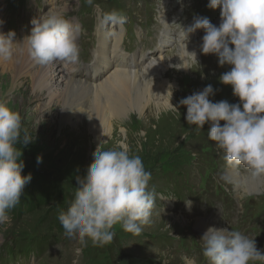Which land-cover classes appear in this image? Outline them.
Here are the masks:
<instances>
[{"label": "rangeland", "instance_id": "1", "mask_svg": "<svg viewBox=\"0 0 264 264\" xmlns=\"http://www.w3.org/2000/svg\"><path fill=\"white\" fill-rule=\"evenodd\" d=\"M167 1L176 5L166 15L167 19L175 18L183 28L193 23L194 16L207 17L212 24L219 26L215 21L220 16V9H209L208 0H93L91 5L87 0H0V20L4 22L1 28L6 33L14 31L15 39L26 37L30 35L32 19L51 7L66 6L67 17L82 28L78 44L80 53L87 56H80L77 63H80L79 69L89 74L92 72L93 52L100 46L99 24L103 28L108 26L110 22L106 25L101 22L104 14L117 10L126 16L124 26L128 25L124 33L122 25H119L122 29L121 51L130 55L140 51L146 55L144 59L164 57L169 61L179 43L173 42L159 54L156 52L159 32L162 31L160 17L164 15L161 5ZM177 29L172 26L176 39L180 31ZM129 30L135 34L138 32L137 40ZM196 32L189 44L201 46L204 32ZM207 57L200 64L203 67L199 72L183 73L173 66L175 69L172 67L162 75V81H167L162 85L172 84L173 106L208 84H212L215 90V95L209 97L213 102L227 100L231 104L239 103L231 87L219 82L221 74L229 71L230 66H219L215 55L208 54ZM197 61L199 64L198 57ZM62 63L69 69L66 72L70 76H82L80 71L74 72V64ZM194 65L197 63H189L188 69ZM70 68L73 74L69 72ZM55 80L58 88L63 89L64 83ZM153 80L156 78L152 77L150 81ZM38 105L45 106L46 99L26 104L14 100L9 105L21 116L22 134L26 130L32 136V142L27 146L18 144L17 147L27 169L47 175L65 194L67 208L78 187L76 178L86 175L93 159L92 153L98 146L83 125L84 121L78 124L80 131L73 125H61L59 109L50 112L47 120L40 124L42 120L39 122L36 116L31 115ZM168 110V114L153 109L143 118L128 117L121 126H114L113 134L102 145L108 149L117 141L126 143L138 152L145 169L151 172L148 187L155 193V203L149 222L142 226L139 235L125 232L117 224L110 244L99 247L89 241L86 247L81 246L77 240L65 236L60 223L61 231L52 229L43 216L44 207H39L34 214H26L18 221L9 214L10 223L0 226V264H185L184 257L194 264H206L200 242L203 234L195 227L197 219L210 222L217 228L238 230L254 239L256 248L264 252V187L258 192L236 189L226 177L229 166L223 159V153L207 139L210 125L206 123L199 133L190 131L195 126L185 121L186 107L179 106V113ZM82 118L85 119L84 115ZM48 123L52 124L48 126ZM75 136L78 138L74 141ZM37 156L42 157V163H36ZM236 169L244 176L249 175L244 167ZM37 193L34 188V195ZM188 200H192L194 205L190 213L184 209ZM33 241L34 244L40 241V245L35 246L39 249L32 246V252H27V246L33 245ZM252 264H264V261Z\"/></svg>", "mask_w": 264, "mask_h": 264}, {"label": "clouds", "instance_id": "2", "mask_svg": "<svg viewBox=\"0 0 264 264\" xmlns=\"http://www.w3.org/2000/svg\"><path fill=\"white\" fill-rule=\"evenodd\" d=\"M87 3L91 5L93 0ZM207 7L220 9L219 26L207 17L194 16L186 28L173 23L180 29L177 37L184 42L189 34L203 30L201 53L215 55L219 66H230L219 82L231 87L239 103L213 102L209 97L215 90L208 84L182 98L177 106L169 100V108L179 113V106L186 107L185 121L195 126L190 131L199 133L209 124L207 139L223 153L226 164L243 166L250 178L259 179L264 177V0H208ZM101 22L119 26L126 22V16L112 10ZM3 23L0 20V26ZM31 24L30 35L19 41L14 31H0V60L27 54L42 67L56 61L70 65L79 61L82 28L67 17L66 10L49 8ZM185 51L198 64L197 53ZM166 94L171 98L172 86ZM21 124L20 114L0 101V226L10 223L9 212L20 203L22 190L32 179L30 173L21 175L25 165L17 145L32 142L30 132L22 134ZM104 143L92 153L86 175L76 178L74 199L58 213L65 236L85 247L89 241L99 247L110 244L117 224L125 232L139 235L155 203V193L148 187L151 172L138 152L122 141L108 149L102 147ZM36 163H42V157L37 156ZM200 242L206 264L264 261V252L256 248L254 239L238 230L211 226ZM183 259L185 264H194L187 257Z\"/></svg>", "mask_w": 264, "mask_h": 264}, {"label": "bare ground", "instance_id": "3", "mask_svg": "<svg viewBox=\"0 0 264 264\" xmlns=\"http://www.w3.org/2000/svg\"><path fill=\"white\" fill-rule=\"evenodd\" d=\"M51 8L65 10L66 6ZM160 21L162 31L159 32L157 42L159 53L167 45L173 42L179 43L173 49L174 53L169 61H166L164 57L155 60L144 59L146 55L140 51L133 55L125 54L120 50L121 27L111 25V23L108 26L105 24V28L100 27L99 29L98 43L100 46L93 52V67H90L92 72L86 73L88 75L81 69V77L80 75L70 76L66 72L68 68L66 69L60 61L45 67L39 66L27 54L10 61L0 60V101L6 100L5 103L9 106L14 100H21L26 104L28 102L40 103L46 99L45 106L38 105L34 110L37 115L35 112L31 114L36 116L39 122L42 120L40 124L47 120L50 112L59 109L61 125L65 123V125H73L80 131L82 129L78 124L84 121L83 125L92 134L97 146L109 139L114 132V126H121L128 117L143 118L153 109L168 114L169 100L173 105V96L170 98V95L166 93L172 84L162 85L167 84V81H162V75L169 72L173 66L182 70L183 73L199 72V68L203 67L200 64L208 57L201 53V46L189 44L192 34L196 35L197 30L182 42L181 39L174 37L172 26L175 24L169 23L171 20L161 19ZM0 31H3L1 26ZM22 38L16 40L19 41ZM185 48L188 52L195 51L200 60L199 64L192 66L190 70L188 69L189 63L195 61L187 54ZM73 68L76 69V64ZM152 77H155L156 81H150ZM55 79L64 83L63 89L58 88ZM48 124L50 126L52 123ZM121 132L123 133V130ZM77 138L78 136H75L73 140ZM226 177L236 189L240 188L243 191L258 192L264 187V177L252 179L249 175L244 176L236 168L230 166L227 168ZM211 226L216 227L204 220L195 221V227L201 234Z\"/></svg>", "mask_w": 264, "mask_h": 264}, {"label": "trees", "instance_id": "4", "mask_svg": "<svg viewBox=\"0 0 264 264\" xmlns=\"http://www.w3.org/2000/svg\"><path fill=\"white\" fill-rule=\"evenodd\" d=\"M29 173L31 174L32 179L22 190L20 196V201H22V203H19L15 208L10 210V216L18 221L19 218L26 214H34L38 211L37 208L44 207L43 216L46 218L50 227L57 232L61 231L58 213L61 209H66L67 200L65 194L57 189L56 185L53 184L47 175L41 172L31 171L24 167L21 175L26 176ZM34 188L35 191L38 192L36 195H34ZM36 244L40 245V241H37ZM36 244H34L33 241V245L27 246V252H32V246L35 248ZM43 245L44 244H42V246ZM38 249L39 248H35V250Z\"/></svg>", "mask_w": 264, "mask_h": 264}]
</instances>
